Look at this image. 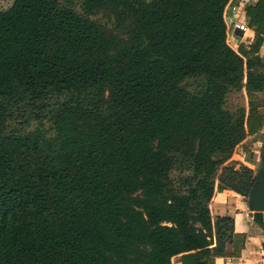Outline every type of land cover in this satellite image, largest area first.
<instances>
[{
    "label": "trees",
    "instance_id": "obj_1",
    "mask_svg": "<svg viewBox=\"0 0 264 264\" xmlns=\"http://www.w3.org/2000/svg\"><path fill=\"white\" fill-rule=\"evenodd\" d=\"M228 1L0 9V264H212L238 253L244 236L209 204L224 189L248 203L256 179L232 156L264 134V0L246 5L254 39L237 50ZM231 93L246 107L229 109Z\"/></svg>",
    "mask_w": 264,
    "mask_h": 264
},
{
    "label": "crops",
    "instance_id": "obj_2",
    "mask_svg": "<svg viewBox=\"0 0 264 264\" xmlns=\"http://www.w3.org/2000/svg\"><path fill=\"white\" fill-rule=\"evenodd\" d=\"M241 1L242 0H229L225 6L228 12V16L225 17L224 15L227 26L226 40L235 50H237L241 44L247 45L254 39V32L248 27L246 11L244 10L245 5L242 4ZM256 1L257 0H249L250 3H255ZM234 4H237L239 9L236 11L235 15H232L229 7ZM236 21L244 24L247 29L240 33L235 27ZM258 53L264 60V38L260 44ZM245 101L246 103L244 106L246 107L247 100ZM255 135L261 136L262 140L264 137L263 130L247 136L240 146L245 144L248 139H252ZM256 141H260V139ZM252 151L253 159L247 156L242 147H239V150L233 154L232 159L234 160L236 157L241 159L247 167L251 168L254 173H256L255 162L259 161V151ZM209 208L213 217L225 215L232 217L234 220L235 233L244 236L242 247H239L237 254L216 256L212 264H264V212H261L262 216L260 218L255 217L254 212L249 208L246 198L229 189H224L222 191L215 190ZM233 247V244H228L225 251L233 252ZM172 264H182L181 256H174L172 258Z\"/></svg>",
    "mask_w": 264,
    "mask_h": 264
},
{
    "label": "rangeland",
    "instance_id": "obj_3",
    "mask_svg": "<svg viewBox=\"0 0 264 264\" xmlns=\"http://www.w3.org/2000/svg\"><path fill=\"white\" fill-rule=\"evenodd\" d=\"M13 0H0V9H6L8 8L11 3H12ZM62 1V0H61ZM72 2V4L76 5V7L78 8L79 7V3H80V0H70ZM247 98H246V94L245 93H231L227 96V100H226V106L229 108V109H235L236 107L238 106H244ZM10 125L11 126H14L15 123L10 121ZM46 126V124H44ZM36 127H38V124L36 122H31L30 126H29V130H33L35 129ZM264 138V137H263ZM260 141H256V140H259ZM255 143V144H253ZM239 147H242L243 151L247 154L248 157H250L251 159H253V151L252 150H258L259 153H258V158H259V161L255 162V167H256V171L260 165V158H261V152L264 151V145H263V140H261V136H254L252 139H248L245 144H243L242 146H238L237 148V151L239 150ZM239 154V152H238ZM237 158V157H236ZM232 159V161H236V163L238 164H243L245 165L241 159L237 158V159ZM257 158V160H258ZM255 176H256V173H255Z\"/></svg>",
    "mask_w": 264,
    "mask_h": 264
},
{
    "label": "water",
    "instance_id": "obj_4",
    "mask_svg": "<svg viewBox=\"0 0 264 264\" xmlns=\"http://www.w3.org/2000/svg\"><path fill=\"white\" fill-rule=\"evenodd\" d=\"M237 30L242 33V30L238 28ZM248 205L252 212H264V153L261 154V162L256 172V179L249 191Z\"/></svg>",
    "mask_w": 264,
    "mask_h": 264
},
{
    "label": "built area",
    "instance_id": "obj_5",
    "mask_svg": "<svg viewBox=\"0 0 264 264\" xmlns=\"http://www.w3.org/2000/svg\"><path fill=\"white\" fill-rule=\"evenodd\" d=\"M241 3L244 4L245 7H246V5H247L248 3H250V2H249V0H242ZM238 9H239V6H238L237 4H234V5H232L231 7H229L230 13H232V15H235V13H236V11H237ZM244 10H245V8H244ZM224 15H225V17L228 16V12H227L226 9H225V11H224ZM225 17H224V18H225ZM235 27H237L238 29H240V30H242V31H245V30L247 29V27H246L244 24L239 23V22H237V21L235 22Z\"/></svg>",
    "mask_w": 264,
    "mask_h": 264
},
{
    "label": "flooded vegetation",
    "instance_id": "obj_6",
    "mask_svg": "<svg viewBox=\"0 0 264 264\" xmlns=\"http://www.w3.org/2000/svg\"><path fill=\"white\" fill-rule=\"evenodd\" d=\"M262 153H264V151H263ZM262 153H261V154H262Z\"/></svg>",
    "mask_w": 264,
    "mask_h": 264
}]
</instances>
